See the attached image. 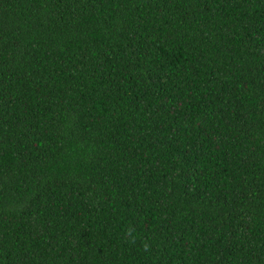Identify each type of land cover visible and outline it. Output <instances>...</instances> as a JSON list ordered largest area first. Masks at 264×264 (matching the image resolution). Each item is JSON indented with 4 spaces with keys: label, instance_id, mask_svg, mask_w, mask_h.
<instances>
[{
    "label": "trees",
    "instance_id": "trees-1",
    "mask_svg": "<svg viewBox=\"0 0 264 264\" xmlns=\"http://www.w3.org/2000/svg\"><path fill=\"white\" fill-rule=\"evenodd\" d=\"M0 264H264V0H0Z\"/></svg>",
    "mask_w": 264,
    "mask_h": 264
}]
</instances>
